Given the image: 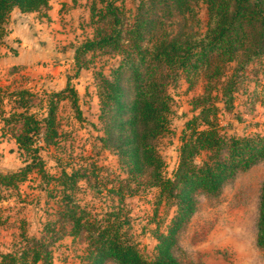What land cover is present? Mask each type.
Masks as SVG:
<instances>
[{"label": "trees", "instance_id": "obj_1", "mask_svg": "<svg viewBox=\"0 0 264 264\" xmlns=\"http://www.w3.org/2000/svg\"><path fill=\"white\" fill-rule=\"evenodd\" d=\"M117 1H108L99 12L92 7L93 21L98 15L97 19L107 26H98L94 37L77 48V63L88 51L123 55L111 77H102L101 140L103 146L118 155L127 179L147 178L148 184L158 187L157 204L173 203L175 215L167 232L156 236L157 253L149 258L128 235V214L121 207L102 215L83 208L67 190L75 189L83 176L63 170L60 177L65 187V204L59 219L45 225L49 235L27 238L20 252L0 251V264H50L51 243L65 235L84 239V264H185L175 253L177 237L197 209L198 193L219 195L239 172L264 160V135L227 136L222 132L219 97L214 94L220 91L226 107H232L233 82L224 80L227 64L236 61L243 66L264 52V0H141L137 10L129 14ZM200 2L206 5L205 24L195 9ZM50 7V0H0V45L5 41V25L14 8L45 14ZM177 72L185 74L190 86L199 77L205 79V84L203 92L193 99L198 113L186 122L178 165L168 177L164 175L166 163L157 143L171 130L173 98L167 86L168 79L174 80ZM11 93L17 107L23 110L5 115V92L0 84L2 119L5 125H12L8 128L10 135L30 160L16 171L0 172V187L7 188L17 187L33 171L53 178L45 170L39 140L57 143V111L63 100L71 99L81 116L79 93L70 79L65 88L48 94L46 115L42 118L30 112V101L35 95L31 90ZM8 131L2 129V135ZM115 193L122 201V188ZM1 217L0 214V223ZM256 242L264 250V182Z\"/></svg>", "mask_w": 264, "mask_h": 264}, {"label": "rangeland", "instance_id": "obj_2", "mask_svg": "<svg viewBox=\"0 0 264 264\" xmlns=\"http://www.w3.org/2000/svg\"><path fill=\"white\" fill-rule=\"evenodd\" d=\"M111 0H52L44 14L22 15L14 11L5 28L7 35L0 45V84L5 92L2 108L5 115L17 107L13 91L31 90L30 112L39 118L46 115L48 94L65 88L70 79L79 93L78 115L71 99L63 100L57 111L60 135L56 144L40 138V154L45 170L53 178L33 171L17 187H0V251L20 252L27 238L49 235L45 225L59 219L64 208L63 170L79 172L74 199L94 214L121 207L128 214L129 237L147 257L157 253V235L167 232L176 206L162 201L157 204L158 187L147 178L129 181L118 155L103 146L104 123L100 119L99 92L102 77H111L123 55L112 51H88L76 55L86 40L94 37L98 26H107L95 16ZM141 0L117 1L127 13L137 10ZM205 24L206 5H195ZM168 79L172 96L170 132L158 141L165 167L164 175L172 177L178 165L181 135L186 122L198 113L193 99L204 89L205 79L199 77L190 86L185 74L177 72ZM224 80L233 82L232 107L227 108L220 91L217 104L219 123L227 136L264 135V52L242 66L236 61L226 67ZM0 108V172L16 171L30 160L19 149L5 125ZM2 129L8 133L2 135ZM264 182V160L228 181L219 195H197V209L179 231L175 253L185 264H264V250L256 242L259 198ZM122 188L123 199L115 193ZM58 229L60 222L55 225ZM68 226V225H67ZM86 243L82 237L65 235L50 250V264H84ZM43 264V263H38Z\"/></svg>", "mask_w": 264, "mask_h": 264}, {"label": "crops", "instance_id": "obj_3", "mask_svg": "<svg viewBox=\"0 0 264 264\" xmlns=\"http://www.w3.org/2000/svg\"><path fill=\"white\" fill-rule=\"evenodd\" d=\"M51 3H52V0H50V5H52ZM14 11H19L20 13H22V15H25L26 13H33V12H22L19 8H14L13 11H12V13H13ZM12 13H11V14H12Z\"/></svg>", "mask_w": 264, "mask_h": 264}]
</instances>
